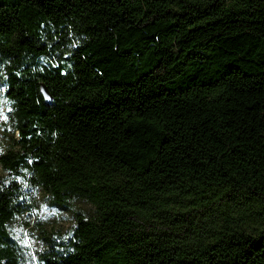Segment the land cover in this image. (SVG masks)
<instances>
[{"label":"trees","instance_id":"1","mask_svg":"<svg viewBox=\"0 0 264 264\" xmlns=\"http://www.w3.org/2000/svg\"><path fill=\"white\" fill-rule=\"evenodd\" d=\"M0 120V264H264V0H0Z\"/></svg>","mask_w":264,"mask_h":264},{"label":"rangeland","instance_id":"2","mask_svg":"<svg viewBox=\"0 0 264 264\" xmlns=\"http://www.w3.org/2000/svg\"><path fill=\"white\" fill-rule=\"evenodd\" d=\"M8 148L9 141L4 136V132L0 127V153L6 152ZM0 174H3L1 166ZM26 217L31 218V225L26 226V222L24 223V221L23 224L18 225L16 238L20 239L19 242L24 247L29 248V253H27L26 257L28 264H37L36 249L40 247V240L38 238L40 230L36 223H34L37 218H40L44 223V227L49 230H67L76 222V218L72 212L52 206L43 194L38 195L37 208L34 212L27 214Z\"/></svg>","mask_w":264,"mask_h":264},{"label":"water","instance_id":"3","mask_svg":"<svg viewBox=\"0 0 264 264\" xmlns=\"http://www.w3.org/2000/svg\"><path fill=\"white\" fill-rule=\"evenodd\" d=\"M48 97V95H46Z\"/></svg>","mask_w":264,"mask_h":264}]
</instances>
